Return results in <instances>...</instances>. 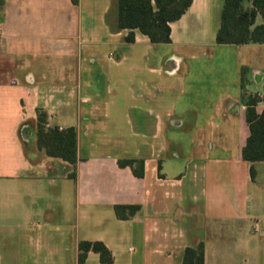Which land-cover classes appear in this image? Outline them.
Here are the masks:
<instances>
[{
    "label": "crops",
    "instance_id": "crops-1",
    "mask_svg": "<svg viewBox=\"0 0 264 264\" xmlns=\"http://www.w3.org/2000/svg\"><path fill=\"white\" fill-rule=\"evenodd\" d=\"M223 6L193 0L154 44L125 40L117 0H1L0 240L36 238L29 264H80L82 241L111 264H182L201 243L205 264H264V161L242 156V71L263 98L264 44L218 45ZM38 112L76 130V166L39 149ZM118 205L141 209L121 220Z\"/></svg>",
    "mask_w": 264,
    "mask_h": 264
},
{
    "label": "trees",
    "instance_id": "trees-1",
    "mask_svg": "<svg viewBox=\"0 0 264 264\" xmlns=\"http://www.w3.org/2000/svg\"><path fill=\"white\" fill-rule=\"evenodd\" d=\"M248 0H224L221 14V25L217 32L218 45H246L264 44V23L257 25L260 15L264 20V0H249L251 7H246ZM78 4L79 0H72ZM193 0H117L119 30H128L125 40L129 43L135 41V31L146 35L154 44H169L171 38V23L178 21L191 7ZM1 4V0H0ZM246 70L242 71V101L245 103L246 118L250 127V136L243 149V159L248 162L264 161V110L257 112L259 103L264 97L253 95L246 90ZM37 142L40 150H45L48 156L61 158L76 166L77 132L74 128L60 131L58 127L47 128V114L38 112ZM121 167H131L137 177L144 176V161L121 160ZM255 178V170H251ZM75 177V173L73 174ZM140 206H115V213L121 220L134 217ZM89 252L100 255L103 264L114 261L111 251L100 241H82L79 243L78 262L84 264ZM182 264H205L204 244L198 247H188L185 250Z\"/></svg>",
    "mask_w": 264,
    "mask_h": 264
},
{
    "label": "rangeland",
    "instance_id": "rangeland-1",
    "mask_svg": "<svg viewBox=\"0 0 264 264\" xmlns=\"http://www.w3.org/2000/svg\"><path fill=\"white\" fill-rule=\"evenodd\" d=\"M60 244V240L57 242ZM69 242L66 244H60L59 247L62 248V245L67 246ZM38 245L39 241L35 238L33 240H27V239H13V238H8V239H1L0 240V250L6 251L9 253V258L14 257V258H23V259H28V262H32L33 255L37 254L38 251ZM44 249H42L43 251ZM11 262V261H10ZM22 262V261H19Z\"/></svg>",
    "mask_w": 264,
    "mask_h": 264
},
{
    "label": "built area",
    "instance_id": "built-area-1",
    "mask_svg": "<svg viewBox=\"0 0 264 264\" xmlns=\"http://www.w3.org/2000/svg\"><path fill=\"white\" fill-rule=\"evenodd\" d=\"M0 31H1V26H0ZM257 226H258V225H256V230H257Z\"/></svg>",
    "mask_w": 264,
    "mask_h": 264
}]
</instances>
